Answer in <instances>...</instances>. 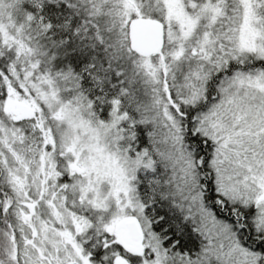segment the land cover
<instances>
[{
    "label": "snow or ice",
    "instance_id": "6c2138e0",
    "mask_svg": "<svg viewBox=\"0 0 264 264\" xmlns=\"http://www.w3.org/2000/svg\"><path fill=\"white\" fill-rule=\"evenodd\" d=\"M0 264H264V0H0Z\"/></svg>",
    "mask_w": 264,
    "mask_h": 264
}]
</instances>
